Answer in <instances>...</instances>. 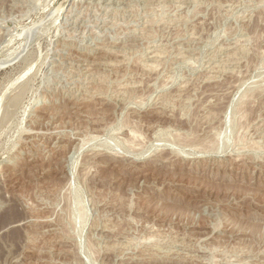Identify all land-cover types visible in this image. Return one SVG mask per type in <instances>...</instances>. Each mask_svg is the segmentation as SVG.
I'll list each match as a JSON object with an SVG mask.
<instances>
[{
    "label": "rangeland",
    "instance_id": "obj_1",
    "mask_svg": "<svg viewBox=\"0 0 264 264\" xmlns=\"http://www.w3.org/2000/svg\"><path fill=\"white\" fill-rule=\"evenodd\" d=\"M0 264H264V0H0Z\"/></svg>",
    "mask_w": 264,
    "mask_h": 264
},
{
    "label": "bare ground",
    "instance_id": "obj_2",
    "mask_svg": "<svg viewBox=\"0 0 264 264\" xmlns=\"http://www.w3.org/2000/svg\"><path fill=\"white\" fill-rule=\"evenodd\" d=\"M58 10V9H57ZM55 13V12H54ZM40 24V23H39ZM40 26L41 25H36L34 28H33V30H32V32L30 33L31 34V37H32V35H35V33L37 32V30L40 28ZM129 30V29H128ZM118 33V32H117ZM98 35V34H97ZM118 35V34H117ZM213 78V77H212ZM83 79V78H82ZM263 121V120H262ZM261 125V124H260ZM259 125V126H260ZM26 131V130H25ZM27 132V131H26ZM97 154V153H96ZM94 155V154H93ZM96 157V156H95ZM103 157V156H102ZM237 161V160H236Z\"/></svg>",
    "mask_w": 264,
    "mask_h": 264
}]
</instances>
